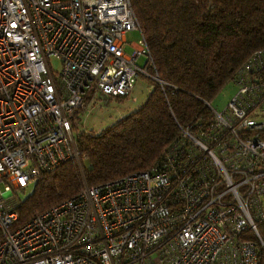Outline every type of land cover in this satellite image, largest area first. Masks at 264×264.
Returning a JSON list of instances; mask_svg holds the SVG:
<instances>
[{
	"label": "built area",
	"instance_id": "2783aa9c",
	"mask_svg": "<svg viewBox=\"0 0 264 264\" xmlns=\"http://www.w3.org/2000/svg\"><path fill=\"white\" fill-rule=\"evenodd\" d=\"M149 64L129 0H0V264L257 263L264 49L235 71L226 110L180 128L157 163L14 224L10 195L77 160L78 117L98 97H129Z\"/></svg>",
	"mask_w": 264,
	"mask_h": 264
},
{
	"label": "trees",
	"instance_id": "16d2710c",
	"mask_svg": "<svg viewBox=\"0 0 264 264\" xmlns=\"http://www.w3.org/2000/svg\"><path fill=\"white\" fill-rule=\"evenodd\" d=\"M149 52L151 89L143 102L98 132L74 137L86 161L36 177L13 209L20 225L87 186L148 169L179 136V126L210 117V103L256 49H264V0H129ZM126 97H115L121 100ZM256 264H264V219L254 222Z\"/></svg>",
	"mask_w": 264,
	"mask_h": 264
},
{
	"label": "rangeland",
	"instance_id": "374dc122",
	"mask_svg": "<svg viewBox=\"0 0 264 264\" xmlns=\"http://www.w3.org/2000/svg\"><path fill=\"white\" fill-rule=\"evenodd\" d=\"M138 38L139 35L136 30L127 31L125 33V40L128 43H137ZM125 51H130V48L126 47ZM141 62L142 59H139L138 63ZM51 65L53 70L58 69V61L56 59H51ZM145 73H146L145 75H139L136 78L129 97H126L121 100H116L115 98H110V97H98L96 99H93L92 103L88 105L87 111L83 115H80L78 117L77 126L82 131V133L93 134L95 132H98L101 128L110 124L115 119L128 114L136 106H138L141 102H143L145 96L151 89L149 79H152L149 76L150 74L149 75L147 74V70L145 71ZM235 87L236 85L233 82H228L227 84H225V86L221 89V91L217 94V96L209 103V107L213 110L221 111L226 106L229 98L232 96ZM130 97H134L135 102H132L130 100ZM83 158L84 156L80 154L77 160L76 159H68V160H70V162H73L80 169V163L86 161V160H82ZM32 184L33 183L29 184L21 191H23L24 193L28 192ZM84 184L86 183L82 179L80 188H82ZM21 191L18 190V197L23 196V192ZM15 200H16V195L13 193L12 195H10L8 201L14 203Z\"/></svg>",
	"mask_w": 264,
	"mask_h": 264
},
{
	"label": "bare ground",
	"instance_id": "6f19581e",
	"mask_svg": "<svg viewBox=\"0 0 264 264\" xmlns=\"http://www.w3.org/2000/svg\"><path fill=\"white\" fill-rule=\"evenodd\" d=\"M144 39V38H143ZM233 82V81H232ZM235 90H236V87H235ZM235 90H234V92H235ZM234 92H233V94H234ZM232 94V95H233ZM230 99V98H229ZM229 101V100H228ZM228 103V102H227ZM205 105L207 106V107H209V103H205ZM226 106H227V104H226ZM226 106L221 110V111H216V110H213V109H211L210 107H209V109L211 110V114L213 115L214 113H221V112H223V111H225L226 110ZM210 117H208V118H206V119H204V121L205 120H208ZM196 120H198L196 117H195V119L192 121V122H190V123H197L196 122ZM203 121V122H204ZM189 123V124H190ZM188 125V124H187ZM186 126V125H185ZM78 127V126H77ZM184 127V126H183ZM183 127H180L179 126V133H180V128H183ZM179 137V136H178ZM75 143V142H74ZM75 147H76V145H75ZM77 149V148H76ZM78 150V149H77ZM84 156V155H83ZM85 157V159H86V156H84ZM28 185H26L25 187H27ZM25 187H23L22 189H24ZM18 190H20V189H18ZM18 190L17 191H15V195H16V200H17V197H18ZM12 197V196H11ZM16 200H15V202H16ZM12 201V200H11ZM15 202L13 203V202H11V204H15ZM16 212V211H15Z\"/></svg>",
	"mask_w": 264,
	"mask_h": 264
},
{
	"label": "water",
	"instance_id": "95a60500",
	"mask_svg": "<svg viewBox=\"0 0 264 264\" xmlns=\"http://www.w3.org/2000/svg\"><path fill=\"white\" fill-rule=\"evenodd\" d=\"M150 77H151L153 80L160 82V81L158 80L157 77H155V76H150Z\"/></svg>",
	"mask_w": 264,
	"mask_h": 264
}]
</instances>
